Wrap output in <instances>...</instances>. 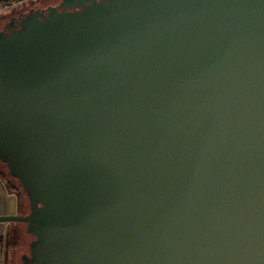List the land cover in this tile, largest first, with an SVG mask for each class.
I'll list each match as a JSON object with an SVG mask.
<instances>
[{
  "label": "water",
  "instance_id": "obj_1",
  "mask_svg": "<svg viewBox=\"0 0 264 264\" xmlns=\"http://www.w3.org/2000/svg\"><path fill=\"white\" fill-rule=\"evenodd\" d=\"M17 13L0 26V171L24 211L0 215L18 222L8 264H264V0Z\"/></svg>",
  "mask_w": 264,
  "mask_h": 264
},
{
  "label": "crops",
  "instance_id": "obj_2",
  "mask_svg": "<svg viewBox=\"0 0 264 264\" xmlns=\"http://www.w3.org/2000/svg\"><path fill=\"white\" fill-rule=\"evenodd\" d=\"M0 171V215H22V197ZM18 222H0V264H8V253L18 244Z\"/></svg>",
  "mask_w": 264,
  "mask_h": 264
},
{
  "label": "rangeland",
  "instance_id": "obj_3",
  "mask_svg": "<svg viewBox=\"0 0 264 264\" xmlns=\"http://www.w3.org/2000/svg\"><path fill=\"white\" fill-rule=\"evenodd\" d=\"M57 0H41L37 3V5H46V4H51V3H55ZM32 2H26L24 3L22 6H20L16 11H6L3 13H0V26H2V24L8 19L9 16H11V14L13 13H17V12H21L22 10L27 9L28 7L31 6ZM7 177V176H6ZM7 181L9 182V179L7 177ZM10 184V182H9ZM12 185V184H11ZM14 186V185H13ZM18 240V237H17Z\"/></svg>",
  "mask_w": 264,
  "mask_h": 264
},
{
  "label": "built area",
  "instance_id": "obj_4",
  "mask_svg": "<svg viewBox=\"0 0 264 264\" xmlns=\"http://www.w3.org/2000/svg\"><path fill=\"white\" fill-rule=\"evenodd\" d=\"M30 0H8L0 3V13L6 11H16L24 3L29 2Z\"/></svg>",
  "mask_w": 264,
  "mask_h": 264
},
{
  "label": "flooded vegetation",
  "instance_id": "obj_5",
  "mask_svg": "<svg viewBox=\"0 0 264 264\" xmlns=\"http://www.w3.org/2000/svg\"><path fill=\"white\" fill-rule=\"evenodd\" d=\"M39 1H41V0H30V2H32V3H31V6L28 7L27 9H25V10H22L21 12H25V11H27V10L30 9V8H37V7H39V8H44V7L49 6V5H51V6H55V5H57L61 0H58V1H56L55 3H53V4L37 5V3H38ZM17 14H18V13H13V14H11L10 18H11L12 16H16Z\"/></svg>",
  "mask_w": 264,
  "mask_h": 264
},
{
  "label": "trees",
  "instance_id": "obj_6",
  "mask_svg": "<svg viewBox=\"0 0 264 264\" xmlns=\"http://www.w3.org/2000/svg\"><path fill=\"white\" fill-rule=\"evenodd\" d=\"M5 1H8V0H0V3H2V2H5ZM19 187H20V185H19ZM15 188V187H14ZM20 189H21V187H20ZM21 191H22V189H21ZM23 192V191H22Z\"/></svg>",
  "mask_w": 264,
  "mask_h": 264
}]
</instances>
